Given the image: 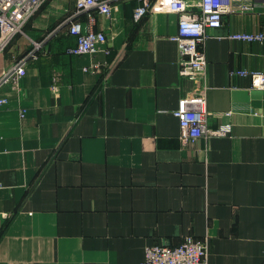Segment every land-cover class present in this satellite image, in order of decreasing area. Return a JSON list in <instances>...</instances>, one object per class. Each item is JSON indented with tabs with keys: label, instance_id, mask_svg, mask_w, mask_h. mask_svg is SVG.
Masks as SVG:
<instances>
[{
	"label": "crops",
	"instance_id": "obj_1",
	"mask_svg": "<svg viewBox=\"0 0 264 264\" xmlns=\"http://www.w3.org/2000/svg\"><path fill=\"white\" fill-rule=\"evenodd\" d=\"M75 1L48 0L0 51L1 76L42 44L0 85V264H141L186 236L205 264H264V90L237 74L264 69V43L228 38L264 31V0L209 32L196 80L179 72L177 15L135 21L143 0L113 2L96 16L106 43L70 54L75 37L50 32ZM180 107L230 133L183 141Z\"/></svg>",
	"mask_w": 264,
	"mask_h": 264
},
{
	"label": "built area",
	"instance_id": "obj_2",
	"mask_svg": "<svg viewBox=\"0 0 264 264\" xmlns=\"http://www.w3.org/2000/svg\"><path fill=\"white\" fill-rule=\"evenodd\" d=\"M47 0H0V51L7 47L16 35L22 33L26 23L40 10ZM118 0H76L75 13L65 20L50 36L59 32L75 37V45L68 50L72 55L95 54L106 43V36L95 29L97 15L109 17L113 2ZM256 0H143L133 13L135 21L140 20L157 5L160 11L177 15V30L170 39L176 44L181 77L196 80L205 72L207 61L204 43L209 32L222 25L228 14L252 12ZM81 17H84L81 18ZM242 42L264 43V31L257 33H234L228 37ZM42 44H36L32 52L5 69L0 76V85L12 83L26 73L30 58H36ZM237 74L247 77L251 86L264 90V69L262 71L240 70ZM6 100L0 98V105ZM228 114V113H227ZM180 129V138L194 142L199 138L223 137L230 133V125L217 129L207 126V113L199 109L180 107L173 112ZM207 245L191 236L184 237L176 245L156 244L144 251L141 264H205Z\"/></svg>",
	"mask_w": 264,
	"mask_h": 264
},
{
	"label": "rangeland",
	"instance_id": "obj_3",
	"mask_svg": "<svg viewBox=\"0 0 264 264\" xmlns=\"http://www.w3.org/2000/svg\"><path fill=\"white\" fill-rule=\"evenodd\" d=\"M47 1H48V0H47ZM47 1H45V2L43 3V5H44Z\"/></svg>",
	"mask_w": 264,
	"mask_h": 264
}]
</instances>
